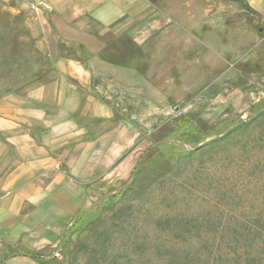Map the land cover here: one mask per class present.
Returning a JSON list of instances; mask_svg holds the SVG:
<instances>
[{
	"label": "rangeland",
	"instance_id": "374dc122",
	"mask_svg": "<svg viewBox=\"0 0 264 264\" xmlns=\"http://www.w3.org/2000/svg\"><path fill=\"white\" fill-rule=\"evenodd\" d=\"M263 22H254L262 35ZM76 55L35 0H0V100L28 86L66 88V56ZM245 61L223 87L256 96L216 120L200 113L203 91L173 104L85 65L90 94L114 114L102 124L112 140L103 139L101 182L35 264H264V59ZM110 141L117 159H107ZM85 163L91 174L89 155Z\"/></svg>",
	"mask_w": 264,
	"mask_h": 264
},
{
	"label": "crops",
	"instance_id": "0c3cea01",
	"mask_svg": "<svg viewBox=\"0 0 264 264\" xmlns=\"http://www.w3.org/2000/svg\"><path fill=\"white\" fill-rule=\"evenodd\" d=\"M35 1L66 48L84 55L66 56V88L28 86L0 100V264H35L33 256L54 245L101 182L103 139L112 140L102 124L114 114L90 94L85 65L173 104L203 91L209 100L200 113L216 120L256 96L223 87L234 65L264 59L262 28L254 26L264 21V0H238L251 15L242 20L232 0ZM112 142L109 160L122 151Z\"/></svg>",
	"mask_w": 264,
	"mask_h": 264
},
{
	"label": "trees",
	"instance_id": "16d2710c",
	"mask_svg": "<svg viewBox=\"0 0 264 264\" xmlns=\"http://www.w3.org/2000/svg\"><path fill=\"white\" fill-rule=\"evenodd\" d=\"M232 1H236V0H232Z\"/></svg>",
	"mask_w": 264,
	"mask_h": 264
}]
</instances>
